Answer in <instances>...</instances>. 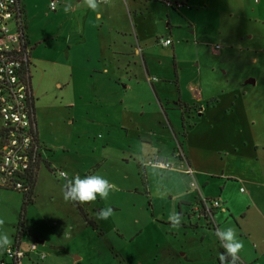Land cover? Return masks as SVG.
Here are the masks:
<instances>
[{
	"label": "crops",
	"instance_id": "obj_1",
	"mask_svg": "<svg viewBox=\"0 0 264 264\" xmlns=\"http://www.w3.org/2000/svg\"><path fill=\"white\" fill-rule=\"evenodd\" d=\"M22 1L20 7L24 37L30 48L37 136L40 119L48 109L43 106L42 100L52 85L62 95H59L62 103L66 100L65 92L74 85L71 94L73 92L76 99L69 105L74 115L73 122L79 124V129L84 133H88L89 128L95 127L97 123L95 132L106 134L101 135L102 143H121L123 155L133 162L138 161L137 156L144 155L145 158H159L169 163L177 160L192 168L193 150L190 142L196 139L192 133L201 130L199 123L192 124L196 113L200 117H210L211 125L208 128H215L214 122L218 118V126L225 130L239 129L236 126L243 122L239 118L241 115L246 119V126L256 125L247 104L251 97H259L255 101L264 111V91L256 88L257 79L242 84L243 74L236 73L234 78L238 81L237 88L232 91L229 105L222 110L218 108L225 92H217L212 77L201 79L205 72L202 65L211 67L209 72L212 73L214 66L223 68L228 62L238 70L247 68L249 62L252 65L258 62L255 58L249 59L248 53L253 47H239L235 52L230 51L229 48L235 43H231L228 38L230 33H234L235 41L244 40L249 31L247 27L253 23L261 0H192L178 10L168 8L160 0H109L108 3H101L97 11L89 9L83 0H58L56 16L68 14L70 18L68 24L61 23L53 33L47 30L39 32L30 26L29 21L26 22L27 11ZM261 34L258 33L257 37H261ZM59 39L63 41V47L60 46L62 53L57 58L48 52L53 47L51 44ZM161 39H169L171 44L164 46L160 44ZM191 61H195L197 66H192L195 68L192 72L194 79L188 83L189 94H186L182 78L186 72L185 66ZM244 85L254 88L249 92ZM258 104L255 103L254 107ZM237 115L239 120L236 119ZM84 121H87V125L89 122V125L86 126ZM260 125L263 127L264 122ZM238 132L244 133V128ZM250 136V142L245 139L239 141L246 154L249 153L247 148L251 146V161L257 165L248 171L252 179L224 171L215 174L209 169L197 171V175L193 170L192 179L185 173V168L184 174L192 179L191 191L170 193L169 196L175 205L191 202L200 196L219 200L229 214L227 222L232 220L240 227V241L254 242L256 249L257 241L263 245V253L258 255L256 250L257 253L251 258L242 248L239 262L261 264L264 242L253 225L249 224L248 218L253 207L257 208L260 217H264L260 210L263 201L256 197L264 189V181L255 180L256 170H264V137H256L253 133ZM38 144L40 146L39 140ZM237 145H232L236 153L239 151ZM180 153H183L184 160L179 156ZM39 156L40 163L41 152ZM138 169L146 177V167L140 163ZM215 179L223 183V187L219 186L218 195L211 190V181ZM193 180L197 188L191 186ZM230 181L235 186L247 182L250 187L231 188L227 185L231 184ZM236 195L243 200L236 201ZM240 202L249 208L241 217L244 219L242 223H239L237 213ZM215 227L216 230L221 229L217 220ZM222 252L224 249L220 250V254ZM53 254L43 264H48ZM32 256L24 258L23 264H31L29 259L32 260Z\"/></svg>",
	"mask_w": 264,
	"mask_h": 264
},
{
	"label": "rangeland",
	"instance_id": "obj_2",
	"mask_svg": "<svg viewBox=\"0 0 264 264\" xmlns=\"http://www.w3.org/2000/svg\"><path fill=\"white\" fill-rule=\"evenodd\" d=\"M49 2L50 0L22 1L27 11L26 22L29 21L30 26L39 32L47 30L53 33L61 23L68 24L70 15L56 16V13L49 9ZM257 8V15L253 17V23L248 25L249 31L244 40L235 41L234 33H230L228 39L231 43H235L232 48H229L233 52L239 47L243 49L248 46L253 47V50L248 53L249 59L255 58L258 62L253 65L249 62L247 68L240 70L233 68L228 62L223 68L214 66L215 70L212 73L209 72L211 67L202 65L205 72L201 79L207 76L212 77L217 92H225L218 108L220 110L229 105L232 91L237 88L238 81L234 78L236 73L243 74L242 84L250 79H257L256 88L264 91V0H261V5ZM11 27L15 28L14 22L11 23ZM258 33H262L261 37H257ZM51 45L53 47L48 53L58 58L59 53H62L60 46L63 47V41L59 39ZM192 66H197L195 61L187 63L186 72L182 78L183 90L186 94H189L188 83L194 79L192 72L195 68ZM155 77L159 78V76ZM71 87L65 92L64 103L60 102L62 95L56 91L57 88L54 85L48 89L45 101L42 100L43 106L48 109L44 117H41L38 128L37 137L42 160L37 169L33 203L25 205L23 193L6 190L1 188L3 186L0 184V220L4 221V224L0 226V233H6L9 236L10 247L15 246L18 236H20V249L25 254L30 252L32 244H38L39 251H43L46 258L54 253L52 257H49L48 264H217L220 250L223 248L214 233L204 234V240L200 241V234L189 231L185 233L179 228L173 229L168 222L169 214L178 213L179 206L170 199V193L191 191V178L184 174L187 165L173 160L171 169L145 166L147 170L145 177L143 171L138 169L140 162H133L123 155L121 143L119 145L109 144L106 141L102 143L101 135L106 134L101 131L95 132L97 123L95 127L89 126V131L86 130L88 133H84L79 129V124L73 122L74 115L69 105L75 101L76 96L73 92L71 94ZM204 87L205 84H203ZM244 88L251 92L254 86L244 85ZM254 98L251 97L247 104L250 114L255 119V126H246V119L241 115L239 118L243 122L236 126L239 129L226 128V125H224L225 130L220 129L218 118L214 122L215 128L212 129L208 128L211 125L210 117L208 115L200 117L196 113L192 124L199 123L201 130L192 133V137L195 134L196 139L190 142L193 150L192 168L196 175L197 171L209 169L215 174L224 171L252 179L248 171L252 169V166L257 165L256 162L251 161V146L247 148L249 153L246 154L239 140L245 139L250 142V133L256 137L257 135L264 137V126L260 125L262 121L264 122V111L255 101L259 97ZM255 103L258 106L254 107ZM84 122L86 126L89 125V122L88 125L87 121ZM243 128L244 133L238 132ZM235 144H239L236 146L239 149L238 153L234 152L232 145ZM262 167L264 168V164ZM58 171H66L70 177L101 175L114 184L115 189L110 192L107 200L97 197L95 202L83 205L66 202L62 192L64 181L57 178ZM255 176L256 181L263 183L264 170H256ZM211 182L212 192L219 194V188H221L219 186L223 187L222 181L215 179ZM248 184L246 182L235 186L232 181L227 185L231 188L237 186L249 188ZM200 187L204 188L203 185ZM158 192H164L166 195L160 197ZM194 193L191 192V194ZM256 197L257 200L263 201L260 210L264 214V189L260 190ZM235 200H243V198L236 195ZM78 206L84 210L92 224H88L81 216ZM106 207L113 209V215L107 220L96 219L99 210ZM247 209H249L247 206L239 203L237 212L239 223L243 222L244 219L242 220L241 217ZM257 212V208L253 207L248 220L264 242V217H260ZM216 217L218 224H221V229L233 228L238 238L241 229L238 224L232 223L231 219L229 223L227 222L228 213L220 212ZM256 243L258 249L254 247V242L252 244L243 242L245 253L250 258L257 253L256 250L258 255L263 253V245L258 241ZM5 254L6 251H0V261L5 259ZM44 260L40 261L32 256L29 262L43 264ZM260 262L264 264V257Z\"/></svg>",
	"mask_w": 264,
	"mask_h": 264
},
{
	"label": "built area",
	"instance_id": "obj_3",
	"mask_svg": "<svg viewBox=\"0 0 264 264\" xmlns=\"http://www.w3.org/2000/svg\"><path fill=\"white\" fill-rule=\"evenodd\" d=\"M192 0H160L170 9L178 10L187 6ZM58 0H50L49 8L57 10ZM15 23L12 29L11 23ZM160 44L168 46L169 39H161ZM30 48L24 37L22 9L20 0H0V118L9 129L7 143L2 149L0 163V184L3 187L22 189L20 177H26L40 160L35 117L29 106L30 86L26 69L29 62ZM179 156L184 160L183 153ZM161 162L158 168L171 169L168 161L154 158ZM185 173L193 179L194 171L187 166ZM192 187L197 188L193 180ZM206 211L213 208L217 212H226L219 200L198 198ZM33 254L44 260L46 254L39 251L38 244H32L30 252L25 254L20 244L10 247L5 259L0 264H23L24 258Z\"/></svg>",
	"mask_w": 264,
	"mask_h": 264
},
{
	"label": "clouds",
	"instance_id": "obj_4",
	"mask_svg": "<svg viewBox=\"0 0 264 264\" xmlns=\"http://www.w3.org/2000/svg\"><path fill=\"white\" fill-rule=\"evenodd\" d=\"M86 6L97 11L101 3H108L109 0H83ZM67 10V9H66ZM137 160L143 166L157 167L161 162L154 159H146L144 155L137 156ZM57 178L64 181L62 185L63 199L66 202H73L78 204H87L95 202L97 197L102 200H107L111 191L115 189V185L101 175L93 174L86 175L83 178L80 175L73 177L69 176L66 171H58ZM160 197L166 195L164 192L157 193ZM113 215V209L106 207L100 209L97 213L96 219L107 220ZM168 222L171 228H179L182 222V215L180 213H170ZM4 224L0 220V226ZM215 236L220 242V246L224 249L219 255L220 264H239V252L243 248V243L237 238L235 230L231 227L225 229H217ZM11 245V240L6 233H0V251H7Z\"/></svg>",
	"mask_w": 264,
	"mask_h": 264
},
{
	"label": "flooded vegetation",
	"instance_id": "obj_5",
	"mask_svg": "<svg viewBox=\"0 0 264 264\" xmlns=\"http://www.w3.org/2000/svg\"><path fill=\"white\" fill-rule=\"evenodd\" d=\"M29 74V86H30V100L29 106L33 114L35 115L34 108V94L31 86V75H30V55L29 62L26 67ZM180 207H178V213L182 215V222L179 227L180 230L186 232H195L198 235L200 234L201 240H204V234L206 233H214L216 231L215 221L217 219L218 212L213 208L206 209L203 206V203L198 199L194 198L191 202L188 203H180ZM217 264H220L217 262Z\"/></svg>",
	"mask_w": 264,
	"mask_h": 264
},
{
	"label": "trees",
	"instance_id": "obj_6",
	"mask_svg": "<svg viewBox=\"0 0 264 264\" xmlns=\"http://www.w3.org/2000/svg\"><path fill=\"white\" fill-rule=\"evenodd\" d=\"M8 131H9V129L2 122V120L0 118V163H1L2 149L7 143ZM37 169H38V165L36 164L32 167V170L27 174L26 177H20L19 176V178L22 181V185H23L22 189H15V188H8V187H1V186L0 187L4 188L6 190H14V191H18V192L23 193L25 205L31 204V203H33V194H34L33 192H34V187L36 184ZM143 179H144V177H143ZM78 210H79V213L81 214V216L85 219V221L88 224H92V222L89 220V218H88L87 214L84 212V210L79 206H78ZM20 227H22V230H21V233H22V231H23L22 224L20 225ZM19 235H20V233H19ZM19 242H20V236L16 237L15 245H18ZM218 262L220 263L219 259H218ZM239 264H241V263L239 262Z\"/></svg>",
	"mask_w": 264,
	"mask_h": 264
}]
</instances>
